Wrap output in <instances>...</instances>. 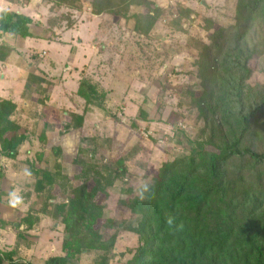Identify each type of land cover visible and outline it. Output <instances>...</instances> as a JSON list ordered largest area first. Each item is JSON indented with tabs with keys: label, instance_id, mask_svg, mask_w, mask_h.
I'll use <instances>...</instances> for the list:
<instances>
[{
	"label": "rangeland",
	"instance_id": "rangeland-1",
	"mask_svg": "<svg viewBox=\"0 0 264 264\" xmlns=\"http://www.w3.org/2000/svg\"><path fill=\"white\" fill-rule=\"evenodd\" d=\"M237 1L147 0V3L162 8L164 13L157 18L154 12L148 15V8H143L145 18L141 27L148 30L146 34L135 31L132 20L125 22L119 17L106 15L93 23L89 34L92 38L89 39L83 29L87 20L82 16L87 11L75 9L70 13L67 7H52L53 23L59 34L54 38H60L73 29L72 54L79 46L83 47L80 55L73 57L80 59L78 64H64L63 75H74L73 94L81 79H92L100 86L103 83L110 93V107L116 118L109 116L111 112L87 107L80 101L70 100L73 102L63 106L50 104L54 100L52 96L56 98L58 95L52 94L48 83L40 87L38 83L31 85L21 94V98L32 102L36 109L22 111L32 117L26 126L11 118L12 123L20 127L18 133L24 138L15 146L16 158L0 157L2 254L14 252V259L18 262L46 264L52 257L66 256V248L70 250L68 264H128L138 246V237L123 229L133 222V217L130 210L120 205L121 202L132 208L128 203L132 197L122 191V183L110 187L108 182H104L103 189H107L97 197L106 218L116 220L117 228L114 230L101 228L105 222L103 218L97 225V229L105 231L107 240L112 235L117 236L111 249L108 252L83 251L71 245L72 234L66 230L65 224L68 218L66 208L70 205L71 186L82 182L79 177L83 167L78 162L96 163L98 170H103L106 165L126 167L125 184L134 188L138 195L139 189L145 188L159 173L163 163L186 154L191 144L203 137L204 123L197 118L189 102L199 90L193 85L199 83L196 74L201 44L210 43L209 37L213 33L205 30V20L221 26L234 24ZM148 17L155 19L154 23ZM75 25L77 30H74ZM35 32L42 33L39 29ZM257 37L253 33L250 38L258 42L260 37ZM38 47L49 48V42L39 43ZM60 49L64 52L59 56L65 59L66 49ZM41 55L30 54L28 58H22V54L15 55L13 65L16 66V62L18 65L10 71L0 64V77L7 79L5 82L0 80V94L16 98L15 91L23 90L22 78L27 74L26 67L22 72L18 70L19 64L24 61L28 67L31 61L34 65L31 71L35 72L38 70L37 61L44 58V54ZM87 59H90V66ZM252 68V83L263 84L264 56L256 58ZM35 73L38 78L42 77L39 71ZM13 76H18L17 80H12L16 79ZM75 95L80 97L78 93ZM37 100H47L48 103ZM39 103L40 108L36 106ZM142 110L147 116L146 121L142 120ZM79 113L89 117L82 127L77 122ZM23 119L26 123L27 119ZM67 126L73 127L67 130ZM21 136H18L19 140ZM10 137L11 134H7V138ZM43 177L51 178L54 185L42 184ZM41 185L43 191L38 192ZM89 187H93L92 182ZM13 194L21 198L16 207L10 204ZM57 207H62L63 211ZM1 230L7 231L3 241ZM66 243L71 245L70 248L65 246ZM19 244L23 246L21 251Z\"/></svg>",
	"mask_w": 264,
	"mask_h": 264
},
{
	"label": "trees",
	"instance_id": "trees-1",
	"mask_svg": "<svg viewBox=\"0 0 264 264\" xmlns=\"http://www.w3.org/2000/svg\"><path fill=\"white\" fill-rule=\"evenodd\" d=\"M47 1L58 8L90 9L97 17L132 20L135 31L144 34L148 30L141 27L143 8L157 18L164 13L147 0ZM235 14V23L229 26L205 20V30L213 33L210 43L201 44L196 74L199 83L193 85L199 90L189 102L204 123L203 137L194 141L186 154L163 163L138 195L125 184L126 167L106 165L98 170L96 163L79 160L82 182L71 186L65 220L72 246L83 251L111 249L117 236L107 240L105 231L117 228L116 220L106 218L97 197L107 189H103L104 182L110 187L122 183V191L132 197L128 202L132 208L120 205L133 217L123 229L138 237L128 264H264V83H252V62L264 56V0H238ZM148 18L154 23L155 19ZM34 29L43 31L23 14L2 11L0 60L12 54L11 40L35 38ZM253 33L260 37L258 42L251 40ZM37 83L39 87L47 83L52 86L47 79L29 74L27 85ZM109 94L92 79L84 78L79 83L78 95L86 106L111 112L109 116L115 119ZM16 111L15 103L0 99V157L16 158L15 146L24 138L18 133L20 127L11 121ZM78 116V126L82 127L85 113ZM141 117L146 121L143 110ZM44 182L54 185L49 177H43ZM42 191L43 186L38 188ZM57 209L63 211L62 207ZM168 217L174 218L171 226L166 223ZM101 218L105 231L97 229ZM71 245L65 244L68 248ZM64 249L66 256L52 257L46 264H68L70 250ZM6 263L30 264L15 260L14 252L0 251V264Z\"/></svg>",
	"mask_w": 264,
	"mask_h": 264
},
{
	"label": "crops",
	"instance_id": "crops-1",
	"mask_svg": "<svg viewBox=\"0 0 264 264\" xmlns=\"http://www.w3.org/2000/svg\"><path fill=\"white\" fill-rule=\"evenodd\" d=\"M53 6H54V4L51 2H48L47 0H20L18 3L10 1V0H0V14L2 11H6V10L23 14V15L31 18L34 23L39 24L40 28L43 30L41 34H36V32H35L36 29H34L33 32L35 34V38H27V39L16 38V39L11 40L10 46L13 49L12 54L6 59V61L4 60L5 62L0 60V64H4L5 66H7L6 69H8L10 71L11 68H13V67L16 68V66L18 65V62H16V66L13 65V63H15L14 62L15 55L19 56V54H22V58H25V57L28 58L29 57L28 55H30V54H38L40 56H43L41 54H44V58L37 61L36 67L38 69L37 71H40V73H41L40 76L47 79L48 81H50L53 84L51 86L52 87V94L54 93L53 95H55V94L58 95V97H56V98L51 95L52 98H54V100L50 101V104L57 103V105H58V103H60L63 106V105H67L70 102H73L70 100H74V102L80 101V102L86 103L84 99L75 95L76 93H78L79 84L77 85V89L75 91V94H73V92L71 90V88L75 85V82H72L74 75H71L69 73L68 74L65 73L63 75V69H65L64 67L66 65L65 63H70V65H72V66H75L76 64L79 63L80 59H73V57L80 55V51L83 49V47H82V45L79 46L76 53L72 54L71 48H73V47L70 45V43L72 42L71 39L73 37V34H72L73 29L72 28H71L72 30H70V29L68 30L69 32L62 34L60 36V38L59 37H57L56 39L54 38L55 34H56V36H59V34L57 33V29L54 26L55 23H53V21L55 19V15L53 14L54 11L52 10ZM61 9H64V8H61ZM67 10L70 13H74L72 10H75V9H71V8L67 7ZM83 11H87V12H84V14H82V16L84 18H86V20H87L86 23L83 25V29L86 30V35L89 39V38H92V35L89 36V34H90V30L92 28L93 23H96V20H98L101 17H106V15L97 17V16H93L91 14L90 9H88V10L84 9ZM108 17H110V16H108ZM75 27H76V25H75ZM77 29H78V26L76 28H74V30H77ZM44 31H46V32H44ZM43 32H44V34H43ZM38 35L41 36L42 38L38 37ZM88 39H86V40H88ZM0 40H1V42H3V38H0ZM44 41L49 42V48L54 49V51L52 50L53 53L50 51L51 49H49L47 47L46 48L45 47H43V48L38 47L39 43H42V42L44 43ZM86 43L87 42H85V45H86ZM1 44L2 43H0V46H1ZM85 45H83V46H85ZM60 47L61 48L64 47L66 49V52L64 54H67V56L65 59H63V57L59 56L60 53L64 52V51L62 52ZM51 53L54 55L52 56ZM86 62H88V66H90V59H87ZM25 67H26V71H27L26 78L24 76H22L24 78L21 77L23 80V84H24L23 90L21 89L18 93L15 91L16 98L11 97V96L6 97V96L0 94V99L11 100L13 103H15L17 105V111L19 112V114H17V111H16V114L18 116L15 114V116L12 117V121L17 119L18 124H23L26 126L28 121L32 120V117L28 114L27 115L24 114V112H22V111H27L30 109L32 111L33 109H36V108L34 107V104H32V102H29L27 100L22 99L21 94L25 90H27V87H29L27 85L29 74H32V72H33V74H36L35 72H37V71H35V72L31 71L32 69H34V65L31 64V61H29L28 67L24 65V61L22 63H20L18 70L20 72H22V70H25ZM16 74H17V72H16ZM12 78H16V79H12V80H17L18 76H13ZM0 80L4 81V82L7 81L6 77H4V76H1ZM101 87L104 88L103 83H102ZM12 92L13 91H11L10 94H12ZM65 94H67V96H65ZM17 96H19V98ZM42 99H44V98L42 97ZM37 101H39L41 103L42 100H37ZM21 102H23V104ZM44 102L48 103L47 100ZM40 103L36 104V106L38 108L42 107ZM21 106L25 107L26 110H23L21 108ZM79 114L83 115L84 113H82V114L79 113ZM23 118L27 119L26 123H25ZM88 118L89 117H87L85 115V117H84V124L85 125L87 123ZM24 143H27V142L25 141ZM1 231H2L1 232V237H2L1 241H3L5 239L3 236L7 234V231L6 230H1ZM22 247H23L22 244H19V251H21ZM58 257H63V256H58Z\"/></svg>",
	"mask_w": 264,
	"mask_h": 264
},
{
	"label": "clouds",
	"instance_id": "clouds-1",
	"mask_svg": "<svg viewBox=\"0 0 264 264\" xmlns=\"http://www.w3.org/2000/svg\"><path fill=\"white\" fill-rule=\"evenodd\" d=\"M143 194L141 193V199H143ZM19 203H21V198L20 197H17L13 194V199L10 201V204L12 207H16ZM166 223L168 225H173L174 224V218L172 217H168L167 220H166ZM178 227H181L182 228V225L178 226Z\"/></svg>",
	"mask_w": 264,
	"mask_h": 264
}]
</instances>
